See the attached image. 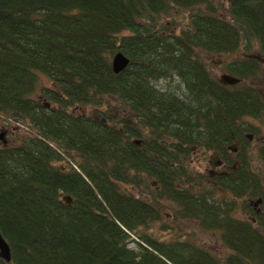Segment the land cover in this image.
<instances>
[{"label":"trees","instance_id":"trees-1","mask_svg":"<svg viewBox=\"0 0 264 264\" xmlns=\"http://www.w3.org/2000/svg\"><path fill=\"white\" fill-rule=\"evenodd\" d=\"M253 42L264 55V0H0V116L33 131L0 145V264H264V143L245 122L264 119L260 63H228V86L204 56ZM211 154L225 175L195 169ZM167 209L219 232L226 258L160 239Z\"/></svg>","mask_w":264,"mask_h":264},{"label":"rangeland","instance_id":"rangeland-1","mask_svg":"<svg viewBox=\"0 0 264 264\" xmlns=\"http://www.w3.org/2000/svg\"><path fill=\"white\" fill-rule=\"evenodd\" d=\"M224 6L229 2V0H222ZM187 17V16H186ZM178 22L180 25H184L187 22L184 15H179ZM205 61L207 62L208 69L210 73L217 80H221V77L225 74V66L235 60H240L245 57H254L260 63V71L256 75L254 79L248 81V83L259 90V92L264 97V55L260 51V47L256 42H253L250 49L245 51L243 48L237 53L233 55H204ZM168 82H160L158 84L159 87H166ZM176 85V84H175ZM42 87H52L53 84L46 77L40 76L38 88ZM39 89L38 92L35 93L34 97H39ZM111 107L110 110L118 111L119 108L114 105H109ZM107 107V106H106ZM105 108V107H104ZM72 114L75 115H88L91 114L92 108L90 106H79L70 110ZM245 122L258 127L261 131L257 138H255L254 144L264 143V119L261 121H256L254 119L246 118ZM3 134V139L6 141L7 145H16L19 140L29 134H33V131L26 124L18 123L6 117L0 116V135ZM252 137V136H251ZM259 140V141H258ZM0 145H3L2 140H0ZM255 155V154H254ZM219 157L215 154H211L207 157L205 161H198L195 159V169L198 172L210 175L211 171H220L216 168ZM213 187V183L207 179L203 182L202 189L210 190ZM128 191L134 195H137V192L131 188H128ZM225 196V195H224ZM221 197V195H219ZM227 197V196H226ZM171 208V205H168ZM170 210L164 211L163 215L167 220L168 225L173 228L171 233H157V236L161 237L163 240H171V239H179V240H189L194 242L196 245H200L208 249L211 253H213L220 260H223L228 255V251L224 247L220 234L217 231H207L202 229L196 222L186 221L182 223H175L173 219L169 217ZM168 214V215H167ZM235 217L239 219L245 218L241 212H236Z\"/></svg>","mask_w":264,"mask_h":264},{"label":"water","instance_id":"water-1","mask_svg":"<svg viewBox=\"0 0 264 264\" xmlns=\"http://www.w3.org/2000/svg\"><path fill=\"white\" fill-rule=\"evenodd\" d=\"M129 66V59L124 56L122 53H117L112 59V68L114 73L118 74L122 72ZM222 83L233 86L240 82L239 79H236L229 75H223L220 80ZM0 140H2L3 144H6V141L3 139V134L0 135ZM139 144V142H137ZM0 258L5 260L6 262H10V249L6 241L2 238L0 234Z\"/></svg>","mask_w":264,"mask_h":264},{"label":"flooded vegetation","instance_id":"flooded-vegetation-1","mask_svg":"<svg viewBox=\"0 0 264 264\" xmlns=\"http://www.w3.org/2000/svg\"><path fill=\"white\" fill-rule=\"evenodd\" d=\"M251 141H253L254 140V138L253 137H251L250 136V138H249ZM259 141V140H258ZM263 142H264V140H263ZM229 150H231L232 151V153H236V151H237V149H231V148H229ZM215 155H217V154H215ZM218 156V155H217ZM219 157V156H218ZM218 164H217V166L215 167L214 165H212L213 166V168H216L217 170H220V171H217V172H215V171H211L209 174L210 175H208V177H210V178H212V177H217V176H219V175H225L226 174V172H227V170H228V167L227 166H225V164L223 163V161L219 158V160H218V162H217ZM235 167V165L233 166V168Z\"/></svg>","mask_w":264,"mask_h":264}]
</instances>
